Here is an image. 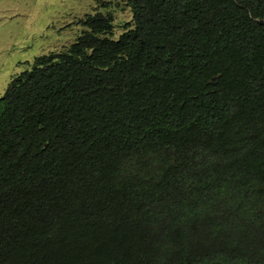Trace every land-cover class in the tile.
Listing matches in <instances>:
<instances>
[{
  "label": "trees",
  "instance_id": "1",
  "mask_svg": "<svg viewBox=\"0 0 264 264\" xmlns=\"http://www.w3.org/2000/svg\"><path fill=\"white\" fill-rule=\"evenodd\" d=\"M125 4L0 97V264H264V0Z\"/></svg>",
  "mask_w": 264,
  "mask_h": 264
},
{
  "label": "rangeland",
  "instance_id": "2",
  "mask_svg": "<svg viewBox=\"0 0 264 264\" xmlns=\"http://www.w3.org/2000/svg\"><path fill=\"white\" fill-rule=\"evenodd\" d=\"M97 11L111 15L113 39L131 24L125 0H0V97L36 57L73 43L86 29L84 16Z\"/></svg>",
  "mask_w": 264,
  "mask_h": 264
}]
</instances>
